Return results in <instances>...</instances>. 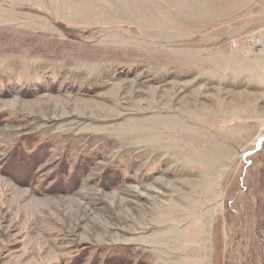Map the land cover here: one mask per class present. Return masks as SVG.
<instances>
[{
    "label": "rangeland",
    "instance_id": "1",
    "mask_svg": "<svg viewBox=\"0 0 264 264\" xmlns=\"http://www.w3.org/2000/svg\"><path fill=\"white\" fill-rule=\"evenodd\" d=\"M263 1L0 0V264H264ZM29 132L75 190L1 172Z\"/></svg>",
    "mask_w": 264,
    "mask_h": 264
},
{
    "label": "trees",
    "instance_id": "2",
    "mask_svg": "<svg viewBox=\"0 0 264 264\" xmlns=\"http://www.w3.org/2000/svg\"><path fill=\"white\" fill-rule=\"evenodd\" d=\"M1 116L0 114V122L2 121ZM49 146H51L49 141H39L37 133L22 134L7 157L3 159L1 172L9 174L11 178L18 180V182L25 184L28 182L27 184L33 186L38 194L72 192L79 185L82 173L93 159V152L88 154L82 152L70 172H68L69 160L64 152L58 159V164L51 169L45 179L39 181L38 175L34 171L36 170L37 162L46 156L45 151ZM108 172H111V170H106V175H109ZM81 255L82 253L80 252L76 259L74 258L76 264L82 263ZM93 258L94 260L90 261V264H97L96 258H98V255L96 254ZM102 264H132V260L130 256L119 255L118 253L115 257L106 256Z\"/></svg>",
    "mask_w": 264,
    "mask_h": 264
},
{
    "label": "built area",
    "instance_id": "3",
    "mask_svg": "<svg viewBox=\"0 0 264 264\" xmlns=\"http://www.w3.org/2000/svg\"><path fill=\"white\" fill-rule=\"evenodd\" d=\"M244 37V36H243ZM242 37V38H243ZM241 38V39H242ZM261 38H264V28H263V33L262 35H258L257 33H251L249 37H245L244 38V41H245V44L248 45V47H251V45H255V44H259L260 45V42H261ZM239 40H235L234 43H233V46L237 47V42ZM239 46V45H238Z\"/></svg>",
    "mask_w": 264,
    "mask_h": 264
},
{
    "label": "crops",
    "instance_id": "4",
    "mask_svg": "<svg viewBox=\"0 0 264 264\" xmlns=\"http://www.w3.org/2000/svg\"><path fill=\"white\" fill-rule=\"evenodd\" d=\"M263 1V0H262ZM263 4L261 5V6H258V7H260L259 9H264V1L262 2ZM264 21V16H262L261 18H260V20L259 21ZM264 25V24H263ZM262 26V25H261ZM260 26V27H261ZM260 27H257V28H255L253 31L255 32V33H257L258 34V32L257 31H259V28ZM257 30V31H256ZM254 32H252V33H254ZM258 35H262L261 33H259ZM260 45H261V42H260ZM246 47V46H245Z\"/></svg>",
    "mask_w": 264,
    "mask_h": 264
}]
</instances>
